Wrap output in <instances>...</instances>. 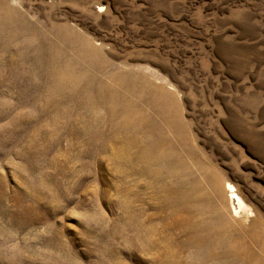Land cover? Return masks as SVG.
<instances>
[{
	"label": "rangeland",
	"instance_id": "374dc122",
	"mask_svg": "<svg viewBox=\"0 0 264 264\" xmlns=\"http://www.w3.org/2000/svg\"><path fill=\"white\" fill-rule=\"evenodd\" d=\"M0 17L26 34L12 40L0 32V264H264V0H0ZM29 40L35 49L24 47ZM93 40L103 45L99 66L69 52ZM54 55L81 64L96 93L112 67L132 69L159 90L169 117H180L179 135L133 92L111 85L158 124L199 180L196 193L211 199L214 180L235 186L253 212L247 222L230 223L236 245L230 239L199 253L193 242L184 245L179 229H165L174 183L187 191L192 185L167 170H145L140 144L128 140L133 133L100 146L90 113L77 108L68 115L80 136L52 126L39 111L42 82L36 88L8 64L43 60L42 68L58 73ZM102 103L96 106L104 117L106 106L123 101ZM208 211L191 220L212 218ZM221 211L230 221L224 203Z\"/></svg>",
	"mask_w": 264,
	"mask_h": 264
},
{
	"label": "bare ground",
	"instance_id": "6f19581e",
	"mask_svg": "<svg viewBox=\"0 0 264 264\" xmlns=\"http://www.w3.org/2000/svg\"><path fill=\"white\" fill-rule=\"evenodd\" d=\"M4 18L0 17V32L2 33L4 30H6L7 32L6 35L8 36V39L12 38V40H15V39L19 40L22 38V36L26 35V34H22V32L24 31L21 30V26L19 29L17 27L18 25L11 26L10 23L8 24L1 23L2 19L4 20ZM6 26H9V27H6ZM66 37H67L66 34H64L63 38H66ZM29 42L30 43L27 46H26V43H24L23 44L24 47L26 49L27 48L35 49L34 44L31 42V40H29ZM1 47H2V50L8 49L6 48L7 42H4ZM56 50H57V47H56ZM62 50L64 51V49ZM36 51L38 50L36 49ZM69 52L75 55L79 53L80 54L79 56H82V59L83 57L85 58L89 57L90 66H99L101 63L98 65L97 61L95 60L98 59L99 56L101 57L104 54L103 45L100 43H97L96 40H93V43L91 44H89V41H88L85 46L81 47L77 51L76 49H74V50H70ZM55 54L58 56L62 55L60 50H57ZM56 55H54L53 57H56ZM54 60H55L54 61L55 63L58 61L55 64V66L58 68V71H59L58 73H52V72H49V70L42 68L43 60H42V63H41V60L39 61L33 60L32 62L31 60H25L24 57L22 58L17 57V60L15 62L9 61V64H8L9 65L8 67L10 68L9 70L11 72L12 71L14 72L21 71V73L23 72L26 76H28L29 80L31 79V82H32L31 84L36 86V88L39 87V84L42 82L41 84L43 85V87L41 88L42 89L41 91L43 94L41 98H43L44 105L39 111L46 115H50L52 126L54 128L56 127V129L59 130V132L61 133L63 131L67 135H72V136L79 135L80 136L79 131H77L78 127L76 128L75 123H73L70 120V115H68L74 110H76L77 108V109H84L86 112L90 113V123H89L90 129L94 130L96 133L93 132L92 130L91 131L97 134L99 139L103 141L100 144V146H103L106 141H108L109 139H112V137L114 136H117L123 139L124 137H126V135H129V133H133L134 138H128V137L127 138L132 143L140 144V152H139L140 157L139 158L145 170L149 172L152 171L154 175L158 174L159 171L161 170H167V174H171L170 178L178 177V180L176 181L178 182L184 181L186 183L189 182L192 185L191 189L187 191V190H181L177 186V184L174 183V186L172 187L173 191H171V194H170L169 205H170L171 210H169L167 214L168 217L166 216V221L163 224L165 229L169 231L179 229L184 234L185 237H188V239L184 240L185 242L184 245L193 242L196 245L195 247L199 250V253L201 249L200 246L202 247L205 246L204 249L214 252V249L212 247L210 248V246H217V247L220 245L226 246L228 245L227 243H229L230 239H232L235 244V242L238 240L237 238H235V234L234 232H232V228H230L231 227L230 223H233L234 221H238V220L247 222L249 218H251L253 215V212L251 211L249 206L245 203L243 198L238 194L235 186L229 182H226V184L222 187L218 183V181L216 182V180H214L212 182L213 183L212 184L213 197L211 199L210 198L208 199L207 196L202 194L201 192H199V194L196 193L197 189L195 188L200 187L199 180L193 179L194 175L188 168L184 170L185 165L182 162V158L173 150V148L171 149L169 146L166 145L168 141L165 138H168V137H164L161 134L162 131L161 130L159 131L158 129L159 126L157 122L156 124L158 127L154 124L155 122L154 123L151 122L154 119L148 122L146 121V117L144 116V113L139 112V110L136 111L132 107L127 106V104L124 101V99L127 96L123 95L124 94L123 91L121 93H119V91L118 93H116L114 92V90H111V85L113 83H116L121 88H123L124 91L126 92L131 91V93L133 92L135 94V97H137L139 101L146 103L145 105H148L149 107L152 108V110L155 111V113L159 116V119L160 118L166 119L169 122L170 127L172 129H175V131L179 135L180 132L182 131L181 129H178L181 126L178 120L180 117L176 115L173 118V120L169 117V115H171L170 113L171 110L168 107L169 105L167 106L166 102L164 101L162 102L161 99L159 98L160 96L158 97L159 90L157 88L152 90L151 86L149 85L150 83L148 84V82L146 83L145 81L146 79L144 80V77H145L144 75H140L139 73L134 72V70L132 69L120 70L119 68H115V67L113 68L111 66L112 68H110V70L112 72L109 75L110 76L109 79L106 81L104 86H102V89L100 88L101 91L96 93L95 87L99 88V86H95L97 82L94 83L95 81L93 82V79L86 78L83 73H80L78 71L81 69L80 68L81 64L73 60L67 61L65 60V58L59 59L56 57ZM31 64L35 65L36 67L35 66H34L35 68L30 67ZM39 68H41V72L43 71L41 74L39 72ZM35 79L36 81L38 80L39 83L38 82L34 83L33 81ZM83 83H84V86H82ZM38 97L40 98V94ZM119 98L121 99V101H123V104L118 103V107L111 106L109 104V103H112L114 100L115 102H118ZM97 99L102 101L103 103H107L110 105V106L108 105L109 107L108 106L105 107L104 109L105 111H102L105 114L103 115L104 117L100 115V109L96 106L97 105L96 101H98ZM67 104L68 106L70 105L72 108L70 107V109H66V108L64 109L65 105ZM99 106L101 107L100 102H99ZM63 109L65 110V112ZM58 114H61L60 117L63 116L65 119H67V123H64L63 125H61L59 120L57 121ZM121 115L123 119L118 121L117 117ZM122 117H120V119ZM106 124H107V128L104 129L102 125H106ZM82 127H84V129L89 128V126L85 127V124H82ZM92 137L90 139L91 144L93 140ZM179 137L181 139L182 134ZM183 138L184 137H182V140ZM184 143L186 144L185 141ZM162 145L164 146L166 145L165 146L166 148H163ZM160 146L163 149L160 148ZM90 148L92 147L90 146ZM187 149L188 150L186 151V155H188L190 159H193L194 155H193V152L191 151V148L187 147ZM170 167H173L175 170L169 171L168 168ZM208 171L209 170L207 168H205L204 166H201L200 173L204 177H207V179L210 178ZM180 172L181 173L183 172V174L179 175ZM181 178L183 180H180ZM213 178H215V176H213ZM29 192H30V189H29ZM224 197L226 199V203H225ZM223 203L227 205L228 207V211H229V215L231 219L230 221L224 219L222 215L221 209H222ZM204 209H209V211L206 213L212 215L213 219L210 217L209 218L203 217L201 218V220H199L198 218L197 219L193 218L191 220V217L194 215V213L204 214ZM141 224H143V222H141ZM253 237L254 236H252V238Z\"/></svg>",
	"mask_w": 264,
	"mask_h": 264
}]
</instances>
